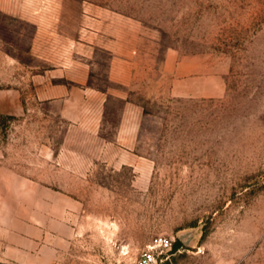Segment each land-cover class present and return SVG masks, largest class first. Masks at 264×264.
<instances>
[{
	"label": "rangeland",
	"instance_id": "obj_1",
	"mask_svg": "<svg viewBox=\"0 0 264 264\" xmlns=\"http://www.w3.org/2000/svg\"><path fill=\"white\" fill-rule=\"evenodd\" d=\"M114 14L213 87L142 83L129 143L120 101L79 124L30 88L32 22L72 45ZM160 236L164 264H264V0H0V264H133Z\"/></svg>",
	"mask_w": 264,
	"mask_h": 264
},
{
	"label": "crops",
	"instance_id": "obj_2",
	"mask_svg": "<svg viewBox=\"0 0 264 264\" xmlns=\"http://www.w3.org/2000/svg\"><path fill=\"white\" fill-rule=\"evenodd\" d=\"M31 24L34 33L29 51L37 61L30 66L36 68L30 76L33 97L53 115L79 124L98 117L101 122L94 120V124L102 127L106 125V112L113 102L120 101L119 120L108 141L139 140L143 104L138 99V87L144 82L156 84L168 77L170 86H180V79L185 78L183 84L189 96L199 89H213L212 81L198 87L197 76L192 75L198 71L197 57L181 58L170 50L159 63L152 48L136 49L142 37L140 30L119 24L116 14L109 15L107 21L87 16L78 41L72 45L53 41L43 23Z\"/></svg>",
	"mask_w": 264,
	"mask_h": 264
},
{
	"label": "built area",
	"instance_id": "obj_3",
	"mask_svg": "<svg viewBox=\"0 0 264 264\" xmlns=\"http://www.w3.org/2000/svg\"><path fill=\"white\" fill-rule=\"evenodd\" d=\"M171 237L160 236L150 242L133 264H164V258L171 248Z\"/></svg>",
	"mask_w": 264,
	"mask_h": 264
}]
</instances>
